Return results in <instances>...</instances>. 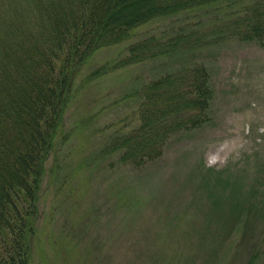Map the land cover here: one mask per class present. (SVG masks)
<instances>
[{
	"label": "rangeland",
	"instance_id": "obj_1",
	"mask_svg": "<svg viewBox=\"0 0 264 264\" xmlns=\"http://www.w3.org/2000/svg\"><path fill=\"white\" fill-rule=\"evenodd\" d=\"M20 5L0 0V20ZM241 17L262 27L264 0L157 19L91 56L46 163L32 264H264V35L243 39ZM150 36L178 44L86 79ZM192 65L204 66L212 87L200 126L172 134L140 169L102 149L110 133L137 125L134 88ZM219 171L221 184L213 182ZM235 200L253 206L250 220L220 237Z\"/></svg>",
	"mask_w": 264,
	"mask_h": 264
},
{
	"label": "trees",
	"instance_id": "obj_2",
	"mask_svg": "<svg viewBox=\"0 0 264 264\" xmlns=\"http://www.w3.org/2000/svg\"><path fill=\"white\" fill-rule=\"evenodd\" d=\"M237 1L243 0H21L15 18L0 20V264H32L46 163L58 148L64 114L91 56L130 39L149 22ZM255 18L241 17L242 27L235 26L243 28L238 31L243 39L264 35V24L259 27ZM176 44L155 36L134 41L124 57L95 67L86 79L172 54ZM133 90L137 125L110 133L102 149L117 154L119 164L140 169L159 157L172 134L205 121L212 87L204 66L192 65ZM213 182H225L220 171ZM241 203L231 202L220 237L246 228L254 208Z\"/></svg>",
	"mask_w": 264,
	"mask_h": 264
}]
</instances>
